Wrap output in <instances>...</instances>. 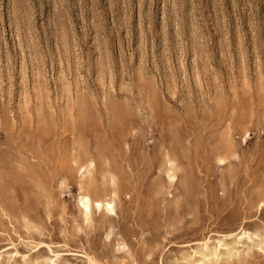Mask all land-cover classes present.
Returning <instances> with one entry per match:
<instances>
[{"label": "rangeland", "instance_id": "obj_1", "mask_svg": "<svg viewBox=\"0 0 264 264\" xmlns=\"http://www.w3.org/2000/svg\"><path fill=\"white\" fill-rule=\"evenodd\" d=\"M0 264H264V0H0Z\"/></svg>", "mask_w": 264, "mask_h": 264}, {"label": "bare ground", "instance_id": "obj_2", "mask_svg": "<svg viewBox=\"0 0 264 264\" xmlns=\"http://www.w3.org/2000/svg\"><path fill=\"white\" fill-rule=\"evenodd\" d=\"M83 202L84 207L87 210H90L94 206V204H98L101 208L105 207L108 211H114L111 202L101 203L100 200H98L96 196H92L90 192H87V195L83 198Z\"/></svg>", "mask_w": 264, "mask_h": 264}]
</instances>
